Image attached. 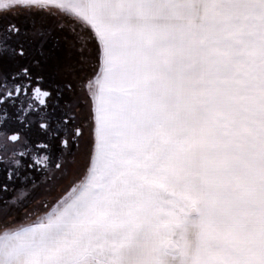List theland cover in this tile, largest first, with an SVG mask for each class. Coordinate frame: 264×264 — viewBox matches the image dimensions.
<instances>
[{
  "label": "snow or ice",
  "instance_id": "obj_1",
  "mask_svg": "<svg viewBox=\"0 0 264 264\" xmlns=\"http://www.w3.org/2000/svg\"><path fill=\"white\" fill-rule=\"evenodd\" d=\"M0 264H264V0H0Z\"/></svg>",
  "mask_w": 264,
  "mask_h": 264
}]
</instances>
